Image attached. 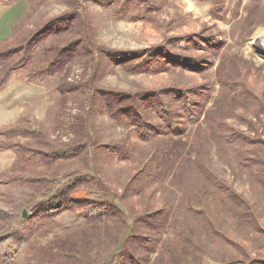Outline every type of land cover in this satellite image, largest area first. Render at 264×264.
<instances>
[{"label":"rangeland","instance_id":"374dc122","mask_svg":"<svg viewBox=\"0 0 264 264\" xmlns=\"http://www.w3.org/2000/svg\"><path fill=\"white\" fill-rule=\"evenodd\" d=\"M110 1L109 8L96 0L0 5V43L7 40L0 55L52 23L63 30L70 14L78 17L69 33L56 36L51 28L38 38L29 61L21 58L0 91V211L23 228L20 249L7 259L0 251V264H264V189L235 152L263 162L264 0ZM81 37L88 55L61 80L26 82L49 62L46 48ZM161 50L170 55L166 62L123 68L121 55L153 51L156 62ZM120 93L147 97L137 119L157 134L166 128L161 108L172 104L178 127L172 139L149 141L143 130L141 136L139 124H129L137 112L115 120L106 100ZM187 99L198 111L192 119L182 110ZM76 150L81 155L69 157ZM199 150L236 205L197 172L192 159ZM73 181L78 188L66 190ZM76 199L116 209V216L86 226L71 204ZM47 200L59 210L39 219L35 210ZM194 209L205 215L198 218ZM56 240L74 244L71 259L63 256L66 246L55 253Z\"/></svg>","mask_w":264,"mask_h":264},{"label":"trees","instance_id":"16d2710c","mask_svg":"<svg viewBox=\"0 0 264 264\" xmlns=\"http://www.w3.org/2000/svg\"><path fill=\"white\" fill-rule=\"evenodd\" d=\"M15 1L16 0H0V5H4V6L11 5ZM139 1L140 0H136V2H139ZM115 2H117V1L115 0ZM96 3L98 6H101L103 8H105V7L109 8V7H111V3H113V2H111L110 0H102V1L96 0ZM125 4H126V2H122L121 5H125ZM77 19H78V17L75 13L73 14V16H72V14H70L69 15L70 21L66 25V27L63 28V30H61L62 25L59 24L58 22L52 23L51 24L52 27H46L43 30L41 29L38 32L34 33L31 37H28V39L24 43L19 45V48H18L19 50H16V51L14 50L12 53L8 52V50L3 52V54L0 55V68L4 70V72H2V70H0V91L8 85L7 81H8V79L11 78L12 74L17 72L18 70H20L21 66L19 65V63H21V58L24 56L25 62L29 61V58L31 57L30 48L32 46V49H33L36 46V44H34V43L36 42V40L38 38H40L42 35H44L48 31H50L51 28H52V31H55V34H58L56 36H60V35L69 33L68 29H70V27H72L74 22L76 23ZM65 21H67V20H65ZM61 23H63V22H61ZM41 31H43L42 34L38 37H35ZM85 40H84V38L81 37L80 39H77L73 42H70V43L64 45L63 47H61L59 50H56V51H53L50 48H46V51L49 52V54H51V57L48 60L49 62L44 64L45 65L44 67H37L32 73L27 74L26 78H25L26 82L30 83V84L31 83L34 84L36 82H42L44 79L50 78L51 76H54V75H57L58 79L61 80L66 75L67 70H69V67L73 64V62L76 59L88 55V52L85 51V49L83 48V47H88L86 45L87 41H85ZM6 41L1 42L0 46H3L4 44H6L7 43ZM78 41H81V42L77 43ZM83 41H85V43ZM152 52L153 51H146V52H140V53H134V54L121 55L120 59L126 58L125 62L123 64V68H125L127 71H129L135 67L143 69L144 67L152 66L154 63L166 62L168 60V58L170 57L168 52H166L165 50H161L159 52V54L161 55L159 60L156 62H152L156 57H158L157 54L151 55ZM129 61H131V62L129 63ZM44 62L42 60V63H44ZM131 63H136V64L131 65ZM39 65H41V63L37 64V66H39ZM57 89L59 91H62L64 89V86H58ZM223 89H225V88H223ZM107 97L108 98L106 100V108L105 109L113 117H115V115H116V117L114 118L115 120L116 119L119 120L122 117H128V116H129L128 117L129 119H132L133 116L137 115L135 112L138 113L136 118L132 120L133 123L130 122L129 124L134 126L136 123H138L139 124L138 130L140 131L139 133L142 136L143 135L142 130H143L145 139H148L150 141V140L156 138L157 136H163V135L172 139L170 133L175 134L177 132L178 127L175 125V120H174L175 116L172 112L173 109H174V112L176 111V109L174 108V106L172 104H169V103L166 104L165 100H163V102H164V104H166L165 106L167 107V111H166L165 107L161 108V112L163 114H160V117L164 122L166 120V123H165L166 128L164 130L162 128L158 129V131L160 133V135H158L159 133L158 134L153 133V131L149 130L147 123H145L143 120H139L140 118L143 117V115H144L143 113H146V111H147V108L145 106L147 97L142 96V94H127V93H120L119 95H114V96L112 94H108ZM181 105L183 107L182 110H183L185 116H187V114H188L190 119H192L191 113H194L195 115L198 114V111L195 110L196 107L193 108L190 99H187L186 101L182 102ZM142 106H144V107H142ZM177 116L180 117L179 115H177ZM137 117L139 119H137ZM230 142H232L231 138H230ZM201 143L202 142H200V144ZM5 145L10 146V144H5ZM83 147L84 146H81L80 148H83ZM170 147L172 148V146H170ZM200 148L203 149L202 144L200 145ZM200 151L201 150H199V154H197V155L195 154V158L192 159L193 160L192 162L197 167V169H196L197 172H199L201 174H205V175H203L205 178V181L207 180V182H210L212 184V186L215 187L214 188L215 190H220L219 192H222L224 196H227L229 198L228 200L230 202L232 201L236 205V202H235L232 194H229V192L227 190L222 191L221 189H219L220 187H219V183L217 182V178L209 173L210 170L206 164L207 159H205V158L203 159L202 155L200 157ZM235 152H236V155L240 159L239 163L241 164L242 167H244L245 169H248L251 172L253 170L257 171L255 173V176H254V181L260 188L264 189V158H263V162H262V159L257 160L256 156H254V155L247 156V158H245L246 150L239 151V150L235 149ZM81 153H82V150H80V151L76 150L74 152L72 151V153H70L72 155L69 157L76 159V158H78L79 155H81ZM60 156H61V153L53 155L52 157L59 158ZM196 156H197V160H196ZM77 185L78 184H76L75 181H73V183L69 182V184L65 185V189L66 190L70 189L71 191H74L75 189L78 188ZM86 200H84V199L83 200L82 199L77 200L76 199L74 203H71L73 205H77L79 210H81L82 216L86 221V226L91 227L94 224H96L95 222L100 221L102 218L106 217L109 219V217H110V219H111L113 216H116V212H117L116 209L111 208L109 210L108 209L106 210L103 208H99L97 204L94 203V205H90L86 202ZM57 205H58L57 201L47 200L45 203H43L41 205L42 208H39L40 206H37V208H39V209L38 210L36 209L34 214H37L39 219H45L48 217H52L51 215H53V213H57L56 211L59 210V206H57ZM55 207H58V208L55 210V209H53ZM65 207H67L69 210L74 209L71 206H65ZM103 207L108 208L106 206H103ZM192 213L200 219L202 218L201 217L202 214H203V216L205 215L204 213H202L201 210H195V209L192 211ZM239 216L243 221L246 220V218H247V215L244 214L242 211L239 213ZM247 221H250V219L248 218ZM204 222H206L205 223L206 229L207 230L209 229L210 233L214 234V232H213L214 227L209 223L210 221H208V218ZM0 225H3L2 229H0V231H4L3 234L0 235V251H5V253L2 257H3V259H7L8 256L11 257L10 255H16L17 251L20 249V247L23 243L22 235H21L23 232V228L20 227L19 224H17L11 218V216H9V214H5V212H1V211H0ZM56 242L58 244V249L56 250L55 253L60 254V247L66 246L67 252L63 253V256L71 259L72 253H69V250L71 248L73 250L74 244H63L58 240H56ZM133 259L135 260L134 256L131 259L128 258L129 261H131ZM34 260L31 259L30 262H28L27 264H34L35 263ZM117 264H124L123 260ZM128 264H132V263L128 262ZM249 264H260V263L250 262Z\"/></svg>","mask_w":264,"mask_h":264},{"label":"water","instance_id":"95a60500","mask_svg":"<svg viewBox=\"0 0 264 264\" xmlns=\"http://www.w3.org/2000/svg\"><path fill=\"white\" fill-rule=\"evenodd\" d=\"M24 217H25V214H24Z\"/></svg>","mask_w":264,"mask_h":264},{"label":"bare ground","instance_id":"6f19581e","mask_svg":"<svg viewBox=\"0 0 264 264\" xmlns=\"http://www.w3.org/2000/svg\"><path fill=\"white\" fill-rule=\"evenodd\" d=\"M264 48V47H263ZM262 49V48H261Z\"/></svg>","mask_w":264,"mask_h":264}]
</instances>
